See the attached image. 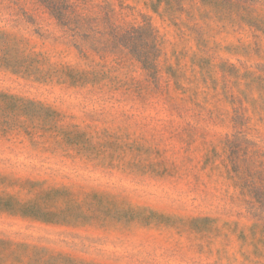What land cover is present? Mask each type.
Segmentation results:
<instances>
[{
	"label": "rangeland",
	"instance_id": "1",
	"mask_svg": "<svg viewBox=\"0 0 264 264\" xmlns=\"http://www.w3.org/2000/svg\"><path fill=\"white\" fill-rule=\"evenodd\" d=\"M0 264H264V0H0Z\"/></svg>",
	"mask_w": 264,
	"mask_h": 264
},
{
	"label": "trees",
	"instance_id": "2",
	"mask_svg": "<svg viewBox=\"0 0 264 264\" xmlns=\"http://www.w3.org/2000/svg\"><path fill=\"white\" fill-rule=\"evenodd\" d=\"M66 15H67L68 18H71L70 15H72V14H66ZM73 16H74V15H73ZM73 19H74V18H73ZM82 22H83L82 19L77 21V24L79 25L80 28H81L80 24H81ZM71 25H72V24H71V21H68V22L65 23V27H68V28H69V26H71ZM155 43H156V38H155Z\"/></svg>",
	"mask_w": 264,
	"mask_h": 264
}]
</instances>
